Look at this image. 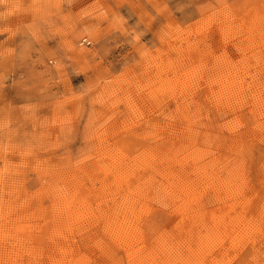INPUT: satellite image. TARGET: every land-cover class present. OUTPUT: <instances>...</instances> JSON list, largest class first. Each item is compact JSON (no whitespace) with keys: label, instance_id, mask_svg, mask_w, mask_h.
Here are the masks:
<instances>
[{"label":"rangeland","instance_id":"rangeland-1","mask_svg":"<svg viewBox=\"0 0 264 264\" xmlns=\"http://www.w3.org/2000/svg\"><path fill=\"white\" fill-rule=\"evenodd\" d=\"M144 263L264 264V0H0V264Z\"/></svg>","mask_w":264,"mask_h":264},{"label":"bare ground","instance_id":"bare-ground-1","mask_svg":"<svg viewBox=\"0 0 264 264\" xmlns=\"http://www.w3.org/2000/svg\"><path fill=\"white\" fill-rule=\"evenodd\" d=\"M182 47H183V45H182ZM181 47V48H182ZM176 48V47H175ZM181 54V53H180ZM231 60V59H230ZM231 62V61H230ZM181 63V62H180ZM186 63V62H185ZM184 69V68H183ZM231 74V73H230ZM250 74V73H249ZM213 75V74H212ZM216 75V74H215ZM232 81V80H231ZM239 81V80H238ZM254 85V84H253ZM220 97V96H219ZM233 99V98H232ZM162 128V127H161ZM237 128V127H236ZM164 132V131H163ZM162 141V140H161ZM229 147V146H228ZM114 149V148H113ZM205 152V151H204ZM201 153V152H200ZM204 157V156H203ZM183 158V157H182ZM186 163V162H185ZM244 164V163H243ZM106 166V165H105ZM241 167V166H240ZM180 168V167H179ZM244 169V168H243ZM174 170V169H173ZM191 170V169H190ZM234 170V169H233ZM171 172V171H170ZM165 173V172H164ZM186 173V172H185ZM186 175V174H185ZM199 175V174H198ZM174 176V175H173ZM178 176V175H177ZM181 176V175H180ZM70 177V176H69ZM191 177V176H190ZM237 177H239V176H237ZM151 178V177H150ZM173 179V178H172ZM231 180V179H230ZM171 181H173V180H171ZM227 181V180H226ZM240 181V180H239ZM193 182V181H192ZM210 183V182H209ZM224 183V182H223ZM189 184V183H188ZM166 186V185H165ZM176 186V185H175ZM164 187V186H163ZM174 187V186H173ZM194 189V188H193ZM186 190V189H185ZM61 191V190H60ZM168 192V191H167ZM188 192V191H187ZM186 192V194H188ZM202 192V191H201ZM127 195V194H126ZM189 195V194H188ZM65 196V195H64ZM197 196V195H196ZM70 197V196H69ZM132 197V196H131ZM131 199V198H130ZM183 199V198H182ZM177 200V199H176ZM221 200V199H220ZM178 201V200H177ZM218 201V200H217ZM139 203V202H138ZM188 204V203H187ZM186 207H188V205L186 206ZM131 209V208H130ZM128 210H129V208H128ZM131 210H134V209H131ZM179 210V209H178ZM117 212V211H116ZM134 212H136V211H134ZM113 213V212H112ZM129 213H130V211H129ZM128 213V214H129ZM132 213V212H131ZM139 213V212H138ZM193 213V212H192ZM114 214V213H113ZM127 214V213H126ZM132 214H135V213H132ZM121 215V214H120ZM131 215V214H130ZM129 215V216H130ZM128 216V215H127ZM135 216V215H134ZM133 216V217H134ZM140 216V215H139ZM196 216V215H195ZM117 217V216H116ZM103 218V217H102ZM111 218V217H110ZM113 218V217H112ZM131 218V217H130ZM235 218V217H234ZM120 219H123V218H120ZM131 219H133V218H131ZM135 219V218H134ZM136 219H137V217H136ZM66 220V219H65ZM109 220V219H108ZM112 220V219H111ZM114 220V219H113ZM115 220H116V218H115ZM138 220V219H137ZM136 220V221H137ZM120 221H122V220H120ZM120 221H119V223H120ZM139 221V220H138ZM109 222V221H108ZM72 223V222H71ZM115 223V222H114ZM122 223V222H121ZM134 223V222H133ZM133 223H132V225H133ZM112 224V223H111ZM115 224H117V223H115ZM122 224H124V222L122 223ZM139 225V224H138ZM108 226L110 227V225L108 224ZM118 226H120V225H118ZM126 226V225H125ZM125 226H123V228H117L116 229V231L114 230V232L113 233H116L115 235H118V236H120V235H124L125 234V236H123V237H120L121 239L122 238H124V237H126V235H129V233H130V231L131 230H128V228H125ZM128 226V225H127ZM131 226V225H130ZM140 226V225H139ZM116 227H117V225H116ZM133 227H135V226H133ZM105 228V227H104ZM139 228V227H138ZM137 228V229H138ZM110 230H112L111 228H109ZM130 229V228H129ZM218 229V228H217ZM133 230V229H132ZM140 231V230H139ZM255 231V230H254ZM85 232V231H84ZM110 234L112 233V232H109ZM112 233V234H113ZM132 234V233H131ZM136 234V233H135ZM211 234H213V233H211ZM138 235V234H137ZM135 236V235H134ZM114 237V236H113ZM207 237V236H206ZM124 240V239H123ZM127 240H129V239H127ZM131 240V239H130ZM133 241V240H132ZM96 242V241H95ZM125 242H126V239H125ZM134 242V241H133ZM247 242V241H246ZM127 243H128V241H127ZM132 244V243H131ZM246 244V243H245ZM18 245V244H17ZM127 245V244H126ZM129 245H130V243H129ZM133 247V246H132ZM71 248V247H70ZM145 249V248H144ZM128 250V249H127ZM132 250V249H131ZM135 250V249H134ZM67 251V250H66ZM92 252V251H91ZM171 252V251H170ZM141 254V253H140ZM195 254V253H194ZM148 255V254H147ZM133 257V256H132ZM145 257V256H144ZM145 259H146V257H145ZM148 260V259H147ZM146 260V261H147ZM133 261V260H132ZM161 261V260H160ZM173 261V260H172ZM142 262H143V260H142ZM201 262V261H200ZM59 263V262H58ZM156 263V262H155ZM145 264V263H144ZM147 264V263H146ZM154 264V263H153Z\"/></svg>","mask_w":264,"mask_h":264}]
</instances>
